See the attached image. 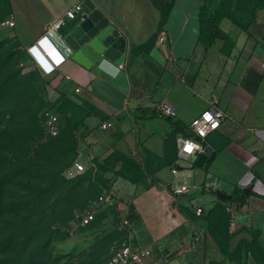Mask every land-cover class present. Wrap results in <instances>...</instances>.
Returning a JSON list of instances; mask_svg holds the SVG:
<instances>
[{"label": "crops", "instance_id": "crops-1", "mask_svg": "<svg viewBox=\"0 0 264 264\" xmlns=\"http://www.w3.org/2000/svg\"><path fill=\"white\" fill-rule=\"evenodd\" d=\"M83 1L4 0L2 19L13 20L14 26L0 28V36L28 50L53 21L66 20L58 33L47 34L64 58L48 76L54 96L73 100L82 113L79 133L90 146L82 157L104 161L117 152L134 159L143 171L137 184L113 179L108 193L121 221L130 224L128 242L135 250L149 248L152 264H264V63L253 33L223 19L220 28L234 47L216 41L205 51L199 39L200 0H89L125 37L126 49L119 65L102 59L86 67L72 59L62 41L75 22L66 13ZM156 33L147 50L145 44ZM211 99L218 100L224 114L205 141L215 158L207 167L189 166L190 161L178 158L171 135L187 129ZM161 100L174 107L175 118L156 113ZM103 123L110 127L102 130ZM120 167V162L108 166L112 173ZM208 176L219 179L224 185L220 192L227 194L252 187L251 194L243 192L245 197L225 204L229 223L223 248L208 236L205 218L219 206L217 192L198 190ZM173 182L192 190L173 195ZM196 208L202 215L195 214ZM238 246L237 255L225 257ZM250 246L258 248L257 254Z\"/></svg>", "mask_w": 264, "mask_h": 264}, {"label": "rangeland", "instance_id": "rangeland-1", "mask_svg": "<svg viewBox=\"0 0 264 264\" xmlns=\"http://www.w3.org/2000/svg\"><path fill=\"white\" fill-rule=\"evenodd\" d=\"M213 3L237 23L238 16L249 13L239 0H214ZM5 12L4 0H0V20ZM249 31L259 44L261 63H264V9L257 14ZM51 115L57 117L55 133L48 125ZM81 116L73 100L54 96L50 77L42 72L38 61L28 50L22 49L10 37L0 36V229L14 224L21 217L33 216L28 211L16 210H20L21 186L47 187L49 171H63L75 160H80L88 169L86 173L70 178L60 174L64 187L71 189L72 185L76 186L73 198L77 203L72 204V219L52 225L49 245L43 251H35L36 242H33L21 253V247H16L14 255L17 257L5 262L7 257L1 254L0 264H23L29 253L34 256L33 264H103L114 251L128 243L129 233L121 227L116 204L100 208L91 227L79 226L81 214L100 195L111 192L112 180L116 178L103 161L82 157L90 153V146L83 139V133H79V128L73 135L70 133ZM33 127L45 139H55L58 151L52 156L46 154L45 161L35 164L32 172L20 178L18 166L28 169L38 159L40 149L33 145ZM16 138L20 142L15 141ZM21 144L24 145L21 147ZM92 162L95 168L91 167ZM25 163L30 166L26 167ZM20 179L22 184H19ZM61 193L63 191L58 190L46 200L49 203L55 199L58 201L62 198L58 196Z\"/></svg>", "mask_w": 264, "mask_h": 264}, {"label": "trees", "instance_id": "trees-1", "mask_svg": "<svg viewBox=\"0 0 264 264\" xmlns=\"http://www.w3.org/2000/svg\"><path fill=\"white\" fill-rule=\"evenodd\" d=\"M200 1L201 6L199 8V39L203 44L205 51H207L216 41H222L234 47L235 43L233 42L229 34L225 33L220 28V23L223 19H228L234 25V27L238 28V30H240L241 32L248 33L253 20L255 19L257 14L264 9V0H239V2L246 6L249 10L248 14H245L244 16L240 15L237 17L239 22L242 23L241 24L239 22L237 23L236 21L234 22L231 17L225 15L220 6L213 3L214 0ZM3 20L5 19H1L0 22ZM156 37L157 33L147 41V43L145 44L147 50L155 44ZM131 59H133V55ZM81 127H83V122L79 121L71 128L70 133L73 135L75 131ZM32 130H34V133L32 135V139L34 141L33 145H37L40 151L37 152L38 159L34 161V164L30 166L29 163H25L26 167L30 166L28 169H26L23 165L18 166L17 173L20 178H25V174L32 172L35 164L45 161L46 154L52 156L58 151V145L56 144L55 139H45L43 135L40 134L39 130H35V127H33ZM26 131L27 130H25V132ZM178 134H181L185 137L189 136L186 128L182 131L179 129L177 131H173L171 137H174L175 143ZM17 139L18 138H16L15 141L20 142ZM206 139L205 141H207ZM205 141L203 143L204 146H206ZM23 145L24 144H21L20 146L22 147ZM209 148H211V146ZM214 158L215 151L208 150L206 154H202L197 157V159L194 161L193 166L199 165L201 167H207L214 160ZM103 162L104 164L109 166L114 164L115 162H120L121 167L117 171L113 172L114 176L116 178L127 180L132 184H137L144 177L143 171L140 168L139 164L129 156L113 152ZM72 163L64 168L63 171H49L47 176L50 178V182H48L47 187H37L30 184L21 186L20 191L23 192V195L20 197L21 199L18 202L20 210H16L18 212L21 210L28 211L33 216H28L27 218L21 217L14 224L5 226L4 228L0 229V255L2 254L7 257L5 262H11L13 258L17 257L16 255H14V253L16 252L15 248L19 246L21 247L19 253H21L23 250L25 251L28 249L29 244L36 242L35 251H43L50 243L49 237L51 234L50 232L52 229V225L57 222H67L69 219L73 218L74 211L72 213L71 209L72 204L76 202V200L73 198L76 186L72 185L71 189H69V187H64V180L61 179L60 182L59 178L60 174L63 175L64 171L69 168ZM92 168L95 167L93 166ZM22 183L23 181L22 179H20L19 184ZM58 190L63 191V193L58 195L62 198L58 201L55 199L54 201L49 203L46 199H49V196ZM230 195V200L218 199L219 206L215 209L210 210L205 217L208 222V236L213 239L221 248L226 246L228 243L227 229L229 219L228 215H225V204L237 202L239 199L238 196L245 197V194L239 190L234 191V193ZM131 210L132 209L130 206L128 214V220L130 221L133 219ZM95 220L90 225L83 228L91 227ZM249 248L250 251L254 253L256 252L257 254V247L251 248L250 246ZM240 249L241 247L238 246L233 253L229 255L227 254L225 257L237 255ZM33 257L34 256H32V253H29L26 261H24L23 264H33ZM257 259L258 262L263 263L262 256H258Z\"/></svg>", "mask_w": 264, "mask_h": 264}, {"label": "built area", "instance_id": "built-area-1", "mask_svg": "<svg viewBox=\"0 0 264 264\" xmlns=\"http://www.w3.org/2000/svg\"><path fill=\"white\" fill-rule=\"evenodd\" d=\"M81 12V5L77 4L71 10L66 13V18L68 20H73L76 18L77 14ZM66 24L65 19H58L53 21L47 31L46 35L43 36L36 44L32 45L28 52L38 61L35 56L36 53L41 54V43L44 40H48L47 34L50 35L52 33H58V31ZM14 26V22L11 19H5L0 22V28H12ZM121 33V32H120ZM50 43V42H49ZM57 52V61L52 60L48 55L45 56L46 61L48 62V68H44L38 61V64L45 75H50L56 71V69L63 62L64 58ZM42 55V54H41ZM43 56V55H42ZM43 56V57H44ZM66 80L70 78L64 77ZM76 92L79 89L75 90ZM218 100L211 99L208 102V108L196 119H194L187 128V132L189 136H183L178 134L176 137V144L178 146V158L185 159L190 161L189 166L197 159L199 155L206 154L208 149L203 145L206 137L217 130L220 127L221 121L224 118V114L218 110L217 108ZM156 113L165 118L173 119L176 117L177 113L174 107L166 100H161L155 105ZM205 114H208L207 117ZM210 117V119H209ZM57 124V117L51 115L49 117L48 125L50 130L55 133ZM110 127V124L103 123L101 125L102 130H106ZM199 138V140H198ZM192 144V151H186V145ZM198 145L199 147H195ZM87 171V167L80 160H75L72 165L67 168L63 175L66 178H70L75 175L83 174ZM177 173L176 169H172V174L175 175ZM223 183L214 177L208 176L207 179L203 182V184L198 188L199 191H213L218 192L223 190ZM170 190L173 195L187 194L192 190V187L188 185H181L173 182L170 184ZM112 204V197L108 193H104L100 195L93 204H91L80 216L79 218V226L86 227L90 225L96 218L97 211L104 206ZM201 208L195 209V214L197 216L202 214ZM121 227L130 229V224L127 220L121 221ZM195 243L198 245L202 243V236H199L195 239ZM151 256V251L149 248L135 250L130 242L123 245L116 251H114L107 261L104 264H152L149 262V258Z\"/></svg>", "mask_w": 264, "mask_h": 264}, {"label": "water", "instance_id": "water-1", "mask_svg": "<svg viewBox=\"0 0 264 264\" xmlns=\"http://www.w3.org/2000/svg\"><path fill=\"white\" fill-rule=\"evenodd\" d=\"M63 43L72 54V59L83 66H90L102 59L119 65L125 58L126 39L104 14L89 0L81 4V15L63 36ZM57 58L56 49L48 43ZM245 194L252 193V187L243 189ZM220 200H230L231 195L218 191Z\"/></svg>", "mask_w": 264, "mask_h": 264}, {"label": "bare ground", "instance_id": "bare-ground-1", "mask_svg": "<svg viewBox=\"0 0 264 264\" xmlns=\"http://www.w3.org/2000/svg\"><path fill=\"white\" fill-rule=\"evenodd\" d=\"M49 41L48 40H44L41 43V54L44 56H49L52 60L57 61L56 60V56L53 53V51L50 49L49 45H48ZM40 53H36L35 52V56L38 59L39 63L44 67V68H48V62L45 59V56L43 57Z\"/></svg>", "mask_w": 264, "mask_h": 264}, {"label": "clouds", "instance_id": "clouds-1", "mask_svg": "<svg viewBox=\"0 0 264 264\" xmlns=\"http://www.w3.org/2000/svg\"><path fill=\"white\" fill-rule=\"evenodd\" d=\"M206 115V117H207V115L208 114H205ZM195 147H199L198 145H195ZM192 148H193V145L192 144H188V145H186V151H189V152H191L192 151Z\"/></svg>", "mask_w": 264, "mask_h": 264}, {"label": "snow or ice", "instance_id": "snow-or-ice-1", "mask_svg": "<svg viewBox=\"0 0 264 264\" xmlns=\"http://www.w3.org/2000/svg\"><path fill=\"white\" fill-rule=\"evenodd\" d=\"M209 119H210V117H209Z\"/></svg>", "mask_w": 264, "mask_h": 264}]
</instances>
